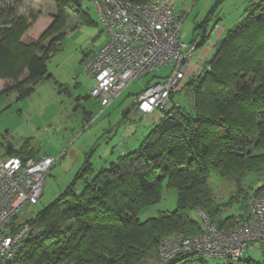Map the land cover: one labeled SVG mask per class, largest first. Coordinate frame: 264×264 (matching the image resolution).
<instances>
[{
	"label": "trees",
	"instance_id": "16d2710c",
	"mask_svg": "<svg viewBox=\"0 0 264 264\" xmlns=\"http://www.w3.org/2000/svg\"><path fill=\"white\" fill-rule=\"evenodd\" d=\"M53 1L56 12L51 23L30 41L22 37L35 22L34 15L29 20L13 13L0 16V79L4 80L0 92L15 89L23 97L52 76L46 62L65 36L70 19L66 6L76 23L97 25L84 6L91 0ZM196 37L190 42L195 49L209 34L202 29ZM217 41L216 52L201 71L186 73L181 88L170 92L168 106L138 148L96 172L86 158L65 190L25 221L39 234L26 237L13 258L0 264H154L164 237L202 232L192 210L204 212L221 231L246 219L247 203L264 196V0L250 1L243 16ZM86 57L84 52L81 64ZM181 89L188 107L174 100ZM2 156H18L22 161L39 157L27 148L11 146ZM211 172L236 185L225 203L215 199L209 186ZM251 173L262 179L261 184L243 186ZM77 181L82 183L79 193ZM164 182L176 190V207L139 220L137 213L160 199ZM227 209L232 210L226 213ZM10 222L12 231L25 223ZM257 242L264 244V238L251 241L247 248ZM246 249L235 263L224 264H264V258L258 261L245 255ZM205 257L189 253L168 264H208Z\"/></svg>",
	"mask_w": 264,
	"mask_h": 264
},
{
	"label": "rangeland",
	"instance_id": "374dc122",
	"mask_svg": "<svg viewBox=\"0 0 264 264\" xmlns=\"http://www.w3.org/2000/svg\"><path fill=\"white\" fill-rule=\"evenodd\" d=\"M168 1L180 13L179 37L183 42L190 44L194 35L198 40L202 29L206 30V35L209 34L206 42L192 53L194 63L200 66L196 72L199 73L216 52L217 40L243 16L251 0ZM84 6L91 18L98 22L94 5L88 2ZM65 10L70 16L66 26L68 29L76 23V16L67 6ZM55 12L53 0H0V16H11L10 13H13L27 18L29 15L36 17L22 37L26 41L36 39L51 23ZM220 29L222 33L218 35ZM75 31L73 34L65 33L58 50L47 59L51 77L43 79L31 93L23 97H18L15 89L0 92V152L11 146L18 150L27 148L36 156L48 155L56 159L45 176L43 193L38 202L22 206L12 218L15 225L34 217L52 203L73 181L86 158L96 172L109 166L118 155L138 148L153 122L136 110L133 95L142 90L148 81L162 80L173 69V64L161 65L150 73L134 78L103 107L98 98L90 94L94 80L84 73L81 64L83 53L92 50L96 44L90 40L82 41L79 29ZM203 51L206 54L201 56ZM3 84L4 80L0 79V90ZM181 86L182 83L176 89ZM174 100L189 106L185 89L174 93ZM208 182L215 199L223 203L236 187L233 181L222 179L214 172L209 174ZM261 182L258 175L251 173L243 179L242 185L257 187ZM81 188V181H77L75 192L79 193ZM176 197V190L166 187L164 182L160 199L141 209L137 213L138 219L144 220L160 211L174 209ZM231 210L227 209L226 213ZM190 214L200 221L196 210ZM169 237L172 236L164 238ZM263 250L264 244L257 242L246 249L245 255L262 261ZM205 259L208 264H224L228 261L222 257Z\"/></svg>",
	"mask_w": 264,
	"mask_h": 264
},
{
	"label": "built area",
	"instance_id": "2783aa9c",
	"mask_svg": "<svg viewBox=\"0 0 264 264\" xmlns=\"http://www.w3.org/2000/svg\"><path fill=\"white\" fill-rule=\"evenodd\" d=\"M91 3L107 39L82 63L84 73L94 80L90 94L106 107L134 78L160 65L173 64L166 78L144 86L134 97L133 103L140 112L161 114L168 106L170 92L184 79L195 50L194 44H186L179 37V12L168 0ZM55 161L48 155L25 161L18 156L0 155V263L13 258L26 237L39 234L26 222L12 231L10 221L26 203H37L45 176ZM247 209L246 219L227 231L217 229L204 212L197 211L202 232L162 239L154 264H168L174 257L189 253L222 257L235 263L251 241L264 238V196L250 200Z\"/></svg>",
	"mask_w": 264,
	"mask_h": 264
},
{
	"label": "crops",
	"instance_id": "0c3cea01",
	"mask_svg": "<svg viewBox=\"0 0 264 264\" xmlns=\"http://www.w3.org/2000/svg\"><path fill=\"white\" fill-rule=\"evenodd\" d=\"M255 1H258V0H251V2H255ZM97 23L98 24L95 26L77 25L76 23H73L71 27L66 30V33L73 34L74 32H76L75 31L76 29H79L80 38L83 39L82 41L85 40L87 42L90 40L96 44V46L92 50L86 51L87 55L92 53V51L100 48L107 39L106 34H104L101 30V23L99 22V20ZM72 28H75V29H72ZM217 28L219 29V26H217ZM221 33H222V29L218 31V35H220ZM205 54H206L205 51L200 53L201 56H204ZM193 58L194 57L191 58L189 65L187 67V71H186L187 74L195 73L200 69V66H197V64L194 63ZM143 115L146 116V118L150 122H155L159 118L160 114L153 112V113H148V114H143ZM5 153H6V150L4 152H0V155H3Z\"/></svg>",
	"mask_w": 264,
	"mask_h": 264
}]
</instances>
